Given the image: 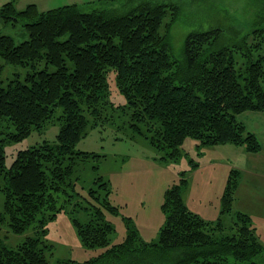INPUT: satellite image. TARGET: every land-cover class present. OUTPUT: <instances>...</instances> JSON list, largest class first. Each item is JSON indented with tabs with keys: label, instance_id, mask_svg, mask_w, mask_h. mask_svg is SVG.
I'll return each mask as SVG.
<instances>
[{
	"label": "trees",
	"instance_id": "obj_1",
	"mask_svg": "<svg viewBox=\"0 0 264 264\" xmlns=\"http://www.w3.org/2000/svg\"><path fill=\"white\" fill-rule=\"evenodd\" d=\"M90 7L39 11L35 4L18 9L13 0L0 7L3 23L20 24L28 36L16 44L0 34L2 62L28 69L22 80L16 76L5 86L0 81V227L14 235L33 231L14 249L0 238V264H48L50 248L42 237L67 205L87 217L74 220L82 247L102 252L84 262L56 264H263L256 261L264 245L251 218L241 212L230 216L238 170L229 172L215 222L187 209L183 172L164 194L157 241L143 242L128 219L126 236L117 244H110L114 227L104 216L118 213L110 202L109 181L97 176L83 193L76 189L74 173L99 157L75 150L87 127L120 117L134 136L162 154V161H178L185 138L196 142L199 155L226 144L258 153L259 140L237 116L264 111V0L247 34L234 31L225 43L220 28L192 31L180 59L172 56L170 46L175 5L98 0ZM3 69L0 63V79ZM111 74L124 105L109 100ZM53 120L59 125L55 143L18 150L7 167L5 147ZM225 216H230L229 225Z\"/></svg>",
	"mask_w": 264,
	"mask_h": 264
},
{
	"label": "rangeland",
	"instance_id": "obj_2",
	"mask_svg": "<svg viewBox=\"0 0 264 264\" xmlns=\"http://www.w3.org/2000/svg\"><path fill=\"white\" fill-rule=\"evenodd\" d=\"M8 1L11 0H0V7ZM13 1L18 9H24L29 4H35L39 11L76 5L84 11H90L92 8H89V4L98 0ZM156 1L169 3L177 8L175 21L169 30L171 53L177 59L182 56L183 41L190 32L220 28L224 42L227 43L234 31L244 35L253 29L254 17L262 6V0ZM172 16L171 14L167 16L164 25L170 22ZM0 34L11 37L16 44L28 39L25 29L20 24L15 26L5 24L1 18ZM0 63L4 65L0 79L3 86L16 76L22 80L28 71L27 68L6 65L1 59ZM108 82L109 100L116 106L124 105L125 97L118 91L113 74L109 76ZM115 121L98 123L94 127L89 125L75 145L76 151L99 156L76 168L74 173L78 178L76 189L85 193L97 176H102L110 183L112 190L110 202L118 209L116 214L104 213L105 219L114 227L110 244L120 243L124 239L128 219L137 229L143 242H156L164 224L161 208L164 194L173 184L178 183L183 172L188 181L187 189L183 193L187 209L207 222L217 220L221 208L220 199L230 170L245 169L243 148L227 144L218 145L202 150V154L199 155L195 148L196 142L191 138H185L181 146L180 159L175 162L162 161L160 152L154 150L146 140L134 136L132 131L123 125V117L116 118ZM58 131L59 125L53 120L41 131H32L21 142L7 145L6 166H10L18 150L36 146L43 141L55 143ZM193 163L197 166H193ZM93 166H96V170ZM242 175L243 172L234 194L230 216L233 218L237 212L247 214L264 245V184L259 183L256 188H252L247 184L249 181L247 175ZM3 201L4 196L0 193V208ZM71 210L72 205H67L65 211L59 213L46 226L42 240L50 248L46 251L48 264L66 260L84 262L102 252L101 249L91 250L82 247L74 220L85 222L87 217L83 211ZM230 216L223 219L226 225L230 224ZM31 236L32 230L14 235L7 226L0 227V238L11 249ZM256 261L264 264V254Z\"/></svg>",
	"mask_w": 264,
	"mask_h": 264
},
{
	"label": "crops",
	"instance_id": "obj_3",
	"mask_svg": "<svg viewBox=\"0 0 264 264\" xmlns=\"http://www.w3.org/2000/svg\"><path fill=\"white\" fill-rule=\"evenodd\" d=\"M237 119L249 132L253 133L257 137L260 142L261 149L255 154L243 152L245 169L243 168L240 169L241 171H239L238 169L233 168V170H238L240 172V178L241 172H243L244 175H247L249 179L247 184L252 188H256L257 184H264L262 183L264 180V111L244 112L238 115ZM240 181L241 180H239V182Z\"/></svg>",
	"mask_w": 264,
	"mask_h": 264
}]
</instances>
